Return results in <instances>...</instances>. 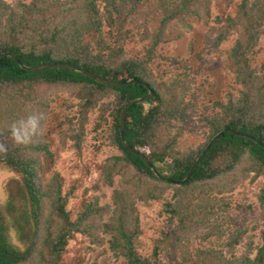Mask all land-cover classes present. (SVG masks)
<instances>
[{
	"label": "trees",
	"instance_id": "16d2710c",
	"mask_svg": "<svg viewBox=\"0 0 264 264\" xmlns=\"http://www.w3.org/2000/svg\"><path fill=\"white\" fill-rule=\"evenodd\" d=\"M216 1L0 0V54L16 55L26 67L65 64L107 81H138L107 86L65 68L28 71L0 58V165L19 176L24 193L17 195L18 208L12 198L0 209V264H63L77 234L99 246L107 237L113 256L128 264H264V148L226 133L264 142V63L253 64L264 36V0H241L225 19L213 18ZM195 22L208 26L202 54L218 52L236 36L228 61L241 89L208 106H198L189 70L163 79L167 72L155 69L161 46L194 32ZM150 90L151 99L128 109L125 138L160 176L158 165L171 170L165 179L121 138L125 106ZM200 107L203 125H194L190 114ZM32 114L43 116L42 131L17 145L10 127ZM56 114H64L58 126L63 146L72 144L79 154L87 145L108 150L94 191L114 188L112 204L93 197L74 221L61 175L42 177V158H54L45 132ZM221 132L190 180L174 183L189 175ZM188 135L204 141L186 147ZM250 186L255 197L244 191L238 201L236 191ZM154 202L162 203V226L149 252L140 207ZM256 211L255 220L242 224L244 212Z\"/></svg>",
	"mask_w": 264,
	"mask_h": 264
},
{
	"label": "rangeland",
	"instance_id": "374dc122",
	"mask_svg": "<svg viewBox=\"0 0 264 264\" xmlns=\"http://www.w3.org/2000/svg\"><path fill=\"white\" fill-rule=\"evenodd\" d=\"M240 2L241 0L216 1L212 7L213 18L220 17L225 19L228 16H234L237 11V5ZM194 27V32L187 33L184 39L172 41L161 46L159 50L160 58L155 61V69L160 76H164V73L167 72V76H164L163 79L171 74L174 75L189 70L191 79H195V87L198 90L197 98L200 99L198 106H208L228 94H236L241 89L236 83L232 65L228 61L229 50L234 44L236 36L230 37L228 42L218 52L208 50L202 54L204 36L208 26L205 23L195 22ZM132 49L135 52H139L140 46L136 44ZM258 49V54L253 57L255 66L264 63V36L260 40ZM165 57L171 60L175 59L178 64H171L170 61L164 60ZM57 110L60 111L59 106ZM193 111L190 114L191 122L194 125H203V119L198 114L204 112V108L200 107L193 109ZM63 116L60 114L53 115L51 122L46 125V140L51 143L54 158L47 156L42 158L44 168L42 177L44 181L48 182L53 179L55 172L61 175L60 182L63 186V194L69 195L67 210L70 211L71 218L74 221L81 212L85 202L93 197H100L102 206L111 205L114 188L102 186L100 190L94 191V187H96L100 179L101 165L108 150L105 148L98 153L94 146L87 145L84 151L79 154L72 144L63 146L59 138L60 128L58 127L61 123L60 117ZM203 130L206 129L203 128ZM203 141L204 136L188 135L184 139L186 147H195L203 143ZM158 167L165 177L172 175L171 170L167 166L158 165ZM244 191L248 193L249 198L253 199L257 189L255 186L246 187V189L239 188L235 197L240 202H243L244 196L242 193ZM22 193L23 187L19 176L0 165V209L6 208L12 198L16 199L13 203L18 208L21 202L17 195ZM161 209V202H154L149 208L140 207L141 224L145 231L142 239L149 252L152 248L151 240L162 226ZM256 215L257 211L255 213L244 212L241 220L242 224H245L248 220H255ZM107 241L108 238L105 237V244L99 246L90 243L87 238L77 234L68 244L63 256V264H128L126 259L113 256Z\"/></svg>",
	"mask_w": 264,
	"mask_h": 264
},
{
	"label": "water",
	"instance_id": "95a60500",
	"mask_svg": "<svg viewBox=\"0 0 264 264\" xmlns=\"http://www.w3.org/2000/svg\"><path fill=\"white\" fill-rule=\"evenodd\" d=\"M6 56H9V57L13 58L25 70H28V71H39V70H43V69H47V68L59 67V68H65V69H68V70H71V71H74V72H79L81 74L87 75V76L91 77L92 79L96 80L97 82L102 83V84H105L107 86L119 87V86L127 85L129 83H138L137 80H122V81H116V82L107 81V80H104V79H101V78L97 77L96 75L92 74L89 71H86V70L80 69V68H76V67H72V66H69V65H65V64H45V65H39V66H36V67H26V66H24L22 64L21 60L16 55H14V54H0V58L6 57ZM148 88H149V86H148ZM153 95H154V92L152 90H150V92H149V94L147 96H145L143 98H140V99L133 100L132 102H130L128 105L125 106V108H124V110L122 112V115H121V138H122V141H123L124 146L129 151H131L132 153H134V154L138 155L140 158H142L153 169V171L158 176H160V174L157 171V169L155 168V166L151 162H149L148 159L144 155L140 154L138 151L134 150V148H132L131 146H129L127 144L126 138H125V122H126V115H127L128 109L132 105H134V104L143 103V102L151 99L153 97ZM226 133L233 134V135L240 136V137H246V138L252 139V140L256 141L257 143H259L264 148V142H262L258 138H255L253 136H250L248 134L241 133V132H236V131H230V130L226 131ZM223 134H224V132H221V133H219L218 135H216L213 138V140L211 141V143H209V145L207 146V148L205 149V151L202 153V155L196 161L195 165L192 167L189 175L183 181H179V182L173 181V182L174 183H177V184H185V183H187L190 180V178L192 177L194 171L196 170V168L198 167V165L200 164V162L203 160V158L205 157V155L207 154V152L210 150V148L214 144V142L220 136H222ZM160 177H162V176H160ZM162 178L165 179V177H162Z\"/></svg>",
	"mask_w": 264,
	"mask_h": 264
},
{
	"label": "clouds",
	"instance_id": "9594fccd",
	"mask_svg": "<svg viewBox=\"0 0 264 264\" xmlns=\"http://www.w3.org/2000/svg\"><path fill=\"white\" fill-rule=\"evenodd\" d=\"M42 115L32 114L26 118L15 121L10 131L12 133V140L17 145H27L32 142L33 138L42 131L41 121Z\"/></svg>",
	"mask_w": 264,
	"mask_h": 264
}]
</instances>
